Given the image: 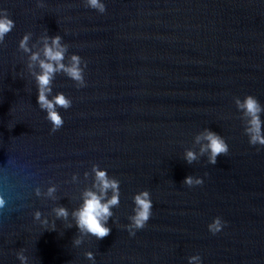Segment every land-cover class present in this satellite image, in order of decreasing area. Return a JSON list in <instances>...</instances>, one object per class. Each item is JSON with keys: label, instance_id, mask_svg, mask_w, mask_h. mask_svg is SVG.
Returning a JSON list of instances; mask_svg holds the SVG:
<instances>
[{"label": "water", "instance_id": "water-1", "mask_svg": "<svg viewBox=\"0 0 264 264\" xmlns=\"http://www.w3.org/2000/svg\"><path fill=\"white\" fill-rule=\"evenodd\" d=\"M42 2L0 0L15 21L0 44V264H21V249L27 264H189L197 253L202 264H264V146L249 144L234 103L250 94L264 105V0H103V14L85 0ZM46 30L87 62L86 86L62 73L53 81L52 95L72 100L57 108L64 124L55 132L19 50L25 33L38 43ZM205 128L229 152L215 165L206 155L188 164L184 151H198ZM93 164L120 181V204L106 238L74 246V221L67 228L52 208L79 206ZM188 175L204 183L184 185ZM50 184L56 200L35 195ZM142 190L152 216L130 235ZM217 216L227 223L212 234Z\"/></svg>", "mask_w": 264, "mask_h": 264}, {"label": "clouds", "instance_id": "clouds-1", "mask_svg": "<svg viewBox=\"0 0 264 264\" xmlns=\"http://www.w3.org/2000/svg\"><path fill=\"white\" fill-rule=\"evenodd\" d=\"M38 7H44L42 0H37ZM85 6L95 9L103 14L106 12V5L103 0H85ZM15 27V21L10 18L7 9L0 8V44L5 42V37ZM32 33L27 32L19 41V50L27 54V70L34 77L38 95L37 104L39 108L46 112V119L51 122V131L59 130L64 119L57 108L67 110L72 105L70 97L63 92L52 95L53 81L57 74H64L75 82L77 88L86 86L85 68L87 62L78 54L68 55L69 45L62 41L59 34L50 36L45 34L39 37L38 43H31ZM51 97V98H50ZM236 108L240 112V118L244 124V133L248 137L250 145L264 146V120L261 119V113H264V105L253 95H246L241 99L234 98ZM194 145H198V151L195 148H187L184 151V159L188 164H192L199 160L201 156H207V161L211 165L217 163V157L226 156L229 152V145L225 139L217 132L210 128H205L195 135ZM91 173L94 174L93 182L90 187L85 188L81 193V203L78 207L69 212L64 205H57L52 208V213L56 219L67 222V228L74 225L78 229V235L73 238V245L79 246L83 243L84 237L93 236L96 240L106 238L111 228L108 227V221L113 216L112 209L120 204V181L109 176L106 169L100 168L93 164ZM85 177L89 176L88 172L84 173ZM78 176L73 174L72 181H78ZM203 178L193 175L185 177L183 184L189 187L202 185ZM37 197H47L56 200L55 193L57 186L50 184L46 191H42L39 186L34 189ZM134 209L129 216V223L124 227L130 235H135L136 230L146 227L152 216L153 203L148 190H142L133 196ZM5 200L0 197V208L4 207ZM34 219L42 225H48L49 220L46 216H42L41 211L34 212ZM71 217V220L69 219ZM221 217L217 216L208 225V229L212 234H216L226 225ZM55 230V221L52 222V229ZM21 264H27L28 257L21 249L16 253ZM85 256L90 261H94L93 252L87 251ZM189 264H202L200 255L194 254L188 257Z\"/></svg>", "mask_w": 264, "mask_h": 264}]
</instances>
